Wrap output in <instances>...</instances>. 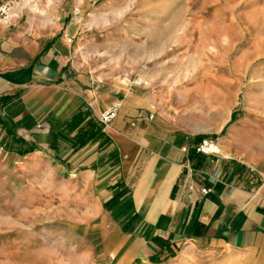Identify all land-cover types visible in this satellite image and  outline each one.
<instances>
[{"label":"crops","instance_id":"crops-1","mask_svg":"<svg viewBox=\"0 0 264 264\" xmlns=\"http://www.w3.org/2000/svg\"><path fill=\"white\" fill-rule=\"evenodd\" d=\"M61 29L38 35L0 23V127L33 147L25 168L39 176L52 166L55 183L68 180L90 210L86 223L117 241L127 263L211 245L264 264V126H227L222 108L220 126L205 127L202 111L191 118L161 94L102 81L75 61L72 28ZM114 102L118 113L103 124L97 115ZM204 137L220 152H198Z\"/></svg>","mask_w":264,"mask_h":264},{"label":"rangeland","instance_id":"rangeland-1","mask_svg":"<svg viewBox=\"0 0 264 264\" xmlns=\"http://www.w3.org/2000/svg\"><path fill=\"white\" fill-rule=\"evenodd\" d=\"M0 23L38 35L68 25L75 61L100 80L202 111L205 127L220 126L222 108L227 126H264V0H0ZM2 129L0 264H132L86 223L68 180L25 168L26 146ZM252 254L188 245L150 263L253 264Z\"/></svg>","mask_w":264,"mask_h":264},{"label":"built area","instance_id":"built-area-1","mask_svg":"<svg viewBox=\"0 0 264 264\" xmlns=\"http://www.w3.org/2000/svg\"><path fill=\"white\" fill-rule=\"evenodd\" d=\"M120 104L118 102H114L108 107L101 110L97 117L100 122L103 124L109 123L118 113ZM195 149L198 152L206 153V154H217L220 152V145L218 142L211 137L202 138L196 145ZM262 181L264 182V175H261ZM203 192H206V189H203Z\"/></svg>","mask_w":264,"mask_h":264},{"label":"trees","instance_id":"trees-1","mask_svg":"<svg viewBox=\"0 0 264 264\" xmlns=\"http://www.w3.org/2000/svg\"><path fill=\"white\" fill-rule=\"evenodd\" d=\"M17 139H18V138H17ZM17 141H21V140L18 139ZM32 150H33V147H32V146H26V148L20 150V153L25 154V153H27V152H29V151H32Z\"/></svg>","mask_w":264,"mask_h":264},{"label":"bare ground","instance_id":"bare-ground-1","mask_svg":"<svg viewBox=\"0 0 264 264\" xmlns=\"http://www.w3.org/2000/svg\"><path fill=\"white\" fill-rule=\"evenodd\" d=\"M14 12H8V15H12ZM178 14V13H177ZM174 17V16H173ZM175 19V18H174ZM172 20V19H171ZM177 21V20H176ZM170 24V23H169ZM171 25V24H170ZM173 25V24H172ZM169 26V25H168ZM174 26V25H173ZM167 27V26H166ZM170 27V26H169ZM172 28H175V27H172Z\"/></svg>","mask_w":264,"mask_h":264}]
</instances>
